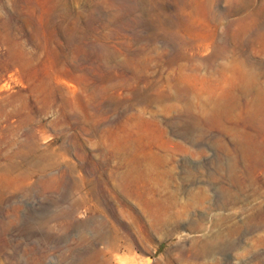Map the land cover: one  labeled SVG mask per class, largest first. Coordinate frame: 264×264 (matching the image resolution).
I'll return each mask as SVG.
<instances>
[{
	"label": "rangeland",
	"instance_id": "obj_1",
	"mask_svg": "<svg viewBox=\"0 0 264 264\" xmlns=\"http://www.w3.org/2000/svg\"><path fill=\"white\" fill-rule=\"evenodd\" d=\"M134 263L264 264V0H0V264Z\"/></svg>",
	"mask_w": 264,
	"mask_h": 264
},
{
	"label": "bare ground",
	"instance_id": "obj_2",
	"mask_svg": "<svg viewBox=\"0 0 264 264\" xmlns=\"http://www.w3.org/2000/svg\"><path fill=\"white\" fill-rule=\"evenodd\" d=\"M147 262H148V260H147ZM135 264V263H134Z\"/></svg>",
	"mask_w": 264,
	"mask_h": 264
}]
</instances>
